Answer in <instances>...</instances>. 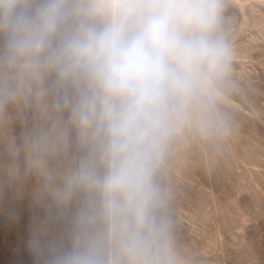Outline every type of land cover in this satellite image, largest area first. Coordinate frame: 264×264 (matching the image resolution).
<instances>
[{
  "label": "clouds",
  "instance_id": "9594fccd",
  "mask_svg": "<svg viewBox=\"0 0 264 264\" xmlns=\"http://www.w3.org/2000/svg\"><path fill=\"white\" fill-rule=\"evenodd\" d=\"M226 0H0V89L55 74L93 152L57 193L84 190L73 247L51 264H180L154 182L169 139L211 121L234 60Z\"/></svg>",
  "mask_w": 264,
  "mask_h": 264
},
{
  "label": "rangeland",
  "instance_id": "374dc122",
  "mask_svg": "<svg viewBox=\"0 0 264 264\" xmlns=\"http://www.w3.org/2000/svg\"><path fill=\"white\" fill-rule=\"evenodd\" d=\"M230 73L213 116L168 141L156 170L180 264H264V0H226ZM76 87L50 74L0 89V264H51L89 196L57 193L94 145L71 119Z\"/></svg>",
  "mask_w": 264,
  "mask_h": 264
}]
</instances>
